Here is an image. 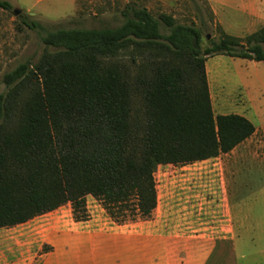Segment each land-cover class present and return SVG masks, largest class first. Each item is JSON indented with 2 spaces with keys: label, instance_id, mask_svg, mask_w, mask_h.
Wrapping results in <instances>:
<instances>
[{
  "label": "trees",
  "instance_id": "1",
  "mask_svg": "<svg viewBox=\"0 0 264 264\" xmlns=\"http://www.w3.org/2000/svg\"><path fill=\"white\" fill-rule=\"evenodd\" d=\"M118 17L91 27L21 20L42 48L1 75L0 227L66 202L83 220L85 195L116 223L147 218L157 165L215 157L253 133L241 114H213L204 59L264 60V24L201 47L198 26L133 0Z\"/></svg>",
  "mask_w": 264,
  "mask_h": 264
},
{
  "label": "rangeland",
  "instance_id": "2",
  "mask_svg": "<svg viewBox=\"0 0 264 264\" xmlns=\"http://www.w3.org/2000/svg\"><path fill=\"white\" fill-rule=\"evenodd\" d=\"M7 1L10 8L0 7V92L4 88L2 73L26 58L34 60L42 48L36 33L27 28L22 19L36 20L46 28L115 24L119 20L118 10L127 0ZM133 1L145 6L153 15L164 12L176 22L198 26L201 47L207 45L209 39L217 40L222 33L242 38L264 24V0ZM14 8L19 9L16 14H13ZM205 63L213 114H241L255 129L230 151L185 169L206 170L215 199L228 195L231 211L250 227L255 246L264 247V60L214 54L205 57L204 70ZM156 204L158 208L160 196ZM84 205L87 218L99 220L104 215L109 218L92 196L85 195ZM72 222L66 202L19 224L1 226L0 259L23 255L22 264H26V255L49 250L51 247L46 241L58 236L61 229L70 227Z\"/></svg>",
  "mask_w": 264,
  "mask_h": 264
},
{
  "label": "crops",
  "instance_id": "3",
  "mask_svg": "<svg viewBox=\"0 0 264 264\" xmlns=\"http://www.w3.org/2000/svg\"><path fill=\"white\" fill-rule=\"evenodd\" d=\"M205 73L208 80L206 63ZM207 159L157 165L153 175L161 204L149 217L123 223L105 215L72 219L46 241L49 250L26 255V264H264V247L255 246L250 227L231 211L228 195L215 199L206 170L186 171ZM22 257L0 262L22 264Z\"/></svg>",
  "mask_w": 264,
  "mask_h": 264
},
{
  "label": "water",
  "instance_id": "4",
  "mask_svg": "<svg viewBox=\"0 0 264 264\" xmlns=\"http://www.w3.org/2000/svg\"><path fill=\"white\" fill-rule=\"evenodd\" d=\"M18 11H19V9L14 8V9H13V14H16ZM206 37H207V35H206Z\"/></svg>",
  "mask_w": 264,
  "mask_h": 264
}]
</instances>
